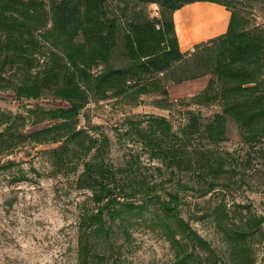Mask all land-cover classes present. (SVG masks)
<instances>
[{
	"label": "trees",
	"instance_id": "trees-1",
	"mask_svg": "<svg viewBox=\"0 0 264 264\" xmlns=\"http://www.w3.org/2000/svg\"><path fill=\"white\" fill-rule=\"evenodd\" d=\"M195 2L223 5L230 18L225 34L208 42L217 55L206 86L181 104L220 110L206 121L200 112L186 110L177 132L162 116L132 128L169 176L187 174L194 184L185 187L207 195L253 172V161L264 178V25H251L249 6L242 0H0V91L11 90L17 100L50 94L66 104L16 115L0 109V156L25 144H53L52 173L74 176L75 187L89 193L76 224L73 264H129L124 247L134 226L143 225L169 244L173 258L166 264H222L211 244L181 216L175 185L160 193L156 183L137 174L138 156L114 164L110 138L97 134L96 127L79 126L90 96H156L154 105L168 110L173 105L169 82L205 75L173 70L184 57L177 35L187 48L226 25V13L217 7L196 3L179 10ZM247 2L264 13V0ZM134 3L155 4L158 15L130 8ZM231 124L249 148L239 162L220 149ZM25 177L22 172L17 179ZM205 216L212 218L230 259L251 263L250 240L264 231V215L236 217L221 201Z\"/></svg>",
	"mask_w": 264,
	"mask_h": 264
},
{
	"label": "rangeland",
	"instance_id": "rangeland-1",
	"mask_svg": "<svg viewBox=\"0 0 264 264\" xmlns=\"http://www.w3.org/2000/svg\"><path fill=\"white\" fill-rule=\"evenodd\" d=\"M242 2L250 7L247 13L250 14L251 25H264V13L247 0ZM196 3L217 7L226 13L225 28L219 34L191 43L187 48L180 46L176 31L184 57L183 62L173 70L176 75H205L181 83L169 82L167 88L173 105L168 110L154 105L156 96L142 95L134 100L125 96L97 100L90 96L79 115V126L96 127L97 134L103 133L110 138L109 158L114 164L122 165L130 155L138 156L137 174L156 183L160 193L165 195L175 185L180 196L181 216L211 244L222 264H239L230 259L225 241L205 212L222 201L236 217L264 215V178L257 170L256 161L251 164L253 172H246L242 178L233 179L234 182L230 184H221L203 195L197 189L185 187L194 184L193 180L188 181L187 174L179 178L169 176L170 171L167 172L157 160L151 158L148 148L139 143L132 128V125L145 127L150 116H162L170 121L172 129L176 131L185 124L188 109L200 112L204 121L220 110L217 105L199 108L181 104L206 86L217 55L215 45H208V42L225 34L230 18V11L225 6L212 2H195L179 10ZM129 7L143 8L151 16L158 15L155 4L143 6L134 3ZM207 28L212 31L214 25ZM65 105V102L50 94L38 100H17L11 90L0 91V109L11 115L25 114L29 108L50 109ZM46 123L35 127H43ZM229 128L227 139L220 144V149L231 153L239 162L249 148L243 144L237 127L231 124ZM28 129L31 127H26ZM53 147V144L30 143L0 156V165H5L0 169V264L74 263L76 224L81 211L89 204V193L75 187L74 176L52 173L49 150ZM22 172L26 177L18 180ZM235 174L231 173L232 176ZM250 246L252 262L247 264H264V231L254 235ZM201 257L204 258V255ZM124 258L129 264H166L172 260L173 252L159 233L144 225L134 226L132 236L124 247Z\"/></svg>",
	"mask_w": 264,
	"mask_h": 264
}]
</instances>
